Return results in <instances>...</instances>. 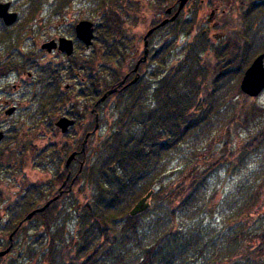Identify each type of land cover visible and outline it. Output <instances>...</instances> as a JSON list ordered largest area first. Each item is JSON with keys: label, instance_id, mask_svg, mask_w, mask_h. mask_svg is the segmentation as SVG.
<instances>
[{"label": "trees", "instance_id": "trees-1", "mask_svg": "<svg viewBox=\"0 0 264 264\" xmlns=\"http://www.w3.org/2000/svg\"><path fill=\"white\" fill-rule=\"evenodd\" d=\"M244 1L248 8L238 27L228 22L223 46L215 45L207 33L200 32L184 47L180 62L167 68L176 38L194 28L192 24L173 25L172 36L156 54V61L164 69L151 75L154 82L141 75L135 83L120 86L96 107L102 111L107 102L116 100L117 115L116 127L101 142L99 152H94L93 164H85L78 173V181H91V195L84 187L83 199L78 194L73 198L72 215L58 209V200L30 220H24L44 202L23 195L20 187L16 198L6 207L8 217L3 233L8 238H0V250L9 246V235L16 230L10 254L13 253L20 237L28 235L31 229L33 237L44 243L40 264H264V231H259L264 219H257L251 227L244 221L252 219V211L262 199L257 188L238 203L239 220L235 224L227 223L218 229L215 224L210 225L211 221L205 222L206 212H213L205 205L213 175L220 174L225 167L240 170L246 159L264 149L262 124L235 154L233 124L248 129L260 121L263 110L239 87H220L221 79L240 78L252 58L264 53V0ZM97 29L94 44L103 46L98 48V58L76 60V68L86 77V83L78 87L73 100L95 102L122 78L107 65L110 59H118L117 26L100 25ZM208 84H212L211 89ZM227 90L242 99H238L241 104L234 118L224 124L221 157L205 165L182 160L185 164L179 170L181 180L167 183L169 158L182 152L189 137L202 135V129L214 124L213 115L222 106L219 93ZM51 92L46 93L47 116L58 110L56 95L50 96ZM225 103L227 106V99ZM84 105L73 104V117L87 123L81 124L79 134L75 135L73 150L78 151L85 134L94 129L90 105ZM91 140L92 137L88 143ZM232 155L236 156L231 159ZM81 156L77 154L78 159ZM198 158L200 161L201 155ZM152 189L155 193L150 208L131 216L130 209ZM185 219L190 222L184 223ZM33 223L35 227H30ZM10 254L0 257V264H16Z\"/></svg>", "mask_w": 264, "mask_h": 264}, {"label": "flooded vegetation", "instance_id": "flooded-vegetation-1", "mask_svg": "<svg viewBox=\"0 0 264 264\" xmlns=\"http://www.w3.org/2000/svg\"><path fill=\"white\" fill-rule=\"evenodd\" d=\"M0 4L8 5V12L15 13L17 17L14 23L7 24L0 16V132H3L0 141V183H3L5 192H9L0 191L4 209L0 220L8 217L6 207L16 198L20 187L23 195L35 201L44 204L52 201V204L59 200L58 209L65 210L67 215L73 214L71 203L81 181L86 182V189L92 193L90 180H77L84 165L93 164L94 146L87 142L82 151V142L79 151L73 150L76 143L73 129L87 124L73 117V104L83 102L90 105L94 127L96 114L99 115L97 131L92 132V129L85 137L92 132L90 139L106 127L100 121L103 110L94 109L98 99L91 103L73 101V81L77 87L86 83V77L76 68L77 59L99 57L97 52L103 44H94L98 26H117L118 59H110L107 65L108 69L111 66L113 71L122 75L113 85L125 88L141 75L146 78L156 71H153L157 64V53H153L158 44L156 36L160 35V41H168L173 25L200 27L207 18L214 28L223 29L222 37H226L228 22H232L234 16L241 22L242 13L248 8L244 0H188L179 15L171 20L179 9L180 0H0ZM47 6L55 8L57 23L48 29L43 26L45 20L40 18L39 24L32 26ZM74 6H80L78 18L73 14ZM82 20L91 21L94 26L95 36L90 46L77 36L76 27ZM165 20L167 22L158 27ZM152 29L147 37L148 54L142 60L146 49L145 38ZM207 31L202 30L204 34ZM215 36L218 38V34ZM105 37L110 39L108 35ZM47 43L52 44L45 46ZM47 91H52L50 96L56 95L55 103H58L59 109L53 119L45 114ZM19 113L20 116H17ZM61 118L72 121L65 132L57 125ZM106 129L110 131L111 126ZM74 151L82 156L78 159L76 155L67 165ZM20 169L22 179L14 183L11 177ZM45 196L48 199L44 200ZM56 196L58 198L53 200Z\"/></svg>", "mask_w": 264, "mask_h": 264}, {"label": "rangeland", "instance_id": "rangeland-1", "mask_svg": "<svg viewBox=\"0 0 264 264\" xmlns=\"http://www.w3.org/2000/svg\"><path fill=\"white\" fill-rule=\"evenodd\" d=\"M54 7L47 6L44 11H41L37 19L34 20V23L32 26L39 24V19L42 18L45 22L43 23V26H46L48 29L50 27H53L57 22V17L54 15ZM82 9V8H81ZM80 6H74L73 14L78 18V16L81 13L79 12ZM236 11H234V14L236 15ZM208 14V13H207ZM235 18L231 23H233L236 27L240 25L239 18L237 16H234ZM196 22V21H195ZM200 22V21H199ZM143 31V27L141 28ZM203 29H207L208 35L210 38H212L215 42V45L223 46V42L225 41L227 37V31L228 28L226 27V37H222V33L224 32L223 29H220L219 27H213L211 24H209L207 18L206 22L200 26V27H194L193 31L188 34H182L178 38H176L175 42V49L170 51V55L167 59L166 67L171 68L172 66L178 64L180 61V58L183 56L184 47L193 40V37L195 34H198L202 32ZM216 34H218V38H216ZM155 39H157V48L154 49L153 53H157L158 50L162 48L163 43L166 41L163 39V41H160V35L156 36ZM168 42V41H166ZM166 55V53H164ZM167 56V55H166ZM255 58V57H254ZM252 58V60L254 59ZM252 62V61H251ZM250 62V64H251ZM249 64V65H250ZM248 65V66H249ZM153 71H161L162 65H160L158 62L153 67ZM245 72V71H244ZM243 74L241 77L236 80H230V77L224 78L220 80V87H239L240 89V82L243 77ZM150 80L154 82L153 78L148 75ZM147 76V77H148ZM214 75H212L213 77ZM107 78L108 80H111L110 72H107ZM211 89L212 84H208ZM222 89V88H221ZM78 90V87L75 85L73 81V95L76 94ZM241 90V89H240ZM227 99V106H226V99ZM75 99V97H74ZM147 101H149V97L146 98ZM238 99H242L241 96H237L233 92L222 91L219 93L218 101H220V112L215 113L213 115V122L214 124L209 126L208 128L202 129L203 133L202 135H198L197 137L191 136L189 137V140L187 143L184 144L182 147V152L180 154H177L176 156L173 155V157L169 158L168 163V171L166 172L165 176L167 183H176L179 182L182 178V174L179 172L180 168L183 167L182 163L187 162L198 165H205L207 164V161L215 162L219 157H221V149H222V139L223 138V132L224 124H227L229 121H231L236 113L238 112V108L240 107L241 102L238 101ZM256 105L262 108L263 115L259 119L260 121L254 125H251L248 129H244L240 127L237 124H233L232 128V140H233V147L235 148L236 153L238 154L239 148L248 140L250 137L255 134V132L258 130V126H261L264 124V91L256 98H253ZM73 101H81L82 98H78ZM84 101V100H83ZM89 103H91L89 101ZM83 107L85 105L82 103ZM116 100H110L106 103L104 106V109H102L101 117L103 119L102 122H104L103 126L107 128V126L112 125V128L110 131H108L106 128L100 131L97 135H94L92 137L91 143L94 146V152L99 149V145L101 142L105 139L104 136L106 134H111L112 129H115V123L114 119L117 115V108H116ZM226 106V107H225ZM59 109V108H58ZM57 113V112H56ZM54 113V114H56ZM20 116V113L17 115ZM55 115H51L49 118L53 119ZM75 131L74 135L79 134L80 128L73 129ZM2 148V147H1ZM207 151H209L207 153ZM201 155V160L199 161L198 156ZM236 155H232V157H235ZM183 160V161H182ZM182 161V162H181ZM13 178L12 181L16 183L17 179H22V176L20 174L15 173V176L11 177ZM91 182V181H90ZM87 187L85 181H81L78 184L77 187V194L79 195L80 199H83V195L85 194V190L82 193L81 190ZM257 188L260 195L261 200L259 201V206L252 211V219H245V224H249L251 227V224L255 221L258 222L257 219H264V149H262L259 153L254 154L250 156L246 161L243 163V166L240 170H237L236 172L232 170H228L226 167L221 169L220 174H215L210 179V188L208 193L206 194V208L209 210L213 209V212H206L205 214L206 221H211L210 225L215 224L216 227L222 228L227 223L235 224L238 218V203L241 202V199L243 197L248 196L250 191L252 189ZM0 191H3L4 193L8 194L9 192H5L3 189V183H0ZM88 193V189H86ZM0 195H2L0 193ZM4 212V209H2V201H0V213ZM248 220V222H246ZM5 221L6 219L0 220V238H8V235H5L3 233V227H5ZM184 223H189L190 221L185 219L182 220ZM35 223L31 224L30 227L34 226ZM248 225V227H249ZM75 228L74 222H73V229ZM259 231H264V225L259 229ZM258 231V232H259ZM231 232V231H230ZM34 231L31 229L28 230V235H22L18 241V246L15 248L13 253L10 254L9 257L16 259V264H40L39 259L42 254V250L44 247V243L42 240H40L38 237H33Z\"/></svg>", "mask_w": 264, "mask_h": 264}, {"label": "water", "instance_id": "water-1", "mask_svg": "<svg viewBox=\"0 0 264 264\" xmlns=\"http://www.w3.org/2000/svg\"><path fill=\"white\" fill-rule=\"evenodd\" d=\"M188 0H180V6L178 11L174 14V16L171 18V20H174L180 13V9H182ZM0 16L3 17L7 24H12L16 21L17 17L15 13H9L8 12V5H1L0 4ZM167 22V20L163 21L159 26L164 25ZM77 30V36L78 38L83 41L87 46H90L93 42V38L95 36L94 34V26L91 21L88 20H82L77 24L76 27ZM153 29L150 30L145 38V54L142 58V60L146 59L148 54V40L147 37L152 33ZM70 43V42H69ZM52 43H47L45 46H50ZM74 51V47H73ZM123 82V81H122ZM117 87L109 89L107 92L104 93V95L98 100L97 104L100 102L106 100L111 94L117 91ZM240 89L241 91L250 97H258L263 91H264V53L259 54L252 63L248 66V68L245 70L243 77L240 82ZM12 110V109H11ZM11 111H8L10 113ZM98 119V115H97ZM73 120V124H74ZM72 123V121L68 120L67 118H61L57 121V125L62 127V130L65 132L69 125ZM98 128V121L96 128ZM3 138V132H0V141ZM88 137H86L84 141V145L87 141ZM76 156V153L74 152L70 158L67 161V165L71 162L72 159H74ZM154 193V190H150L142 199H140L130 210L131 216H136L141 214L142 212L146 211L150 207V199ZM58 196H56L53 200H56ZM52 201H48L44 206L41 208H38L36 210L31 211L24 220L31 219L36 212H42L44 211ZM23 223V221L19 224V226ZM17 227V229L19 228ZM16 232L13 231V233L10 235L11 244L4 250L0 251V257H4L7 255L13 246V235Z\"/></svg>", "mask_w": 264, "mask_h": 264}]
</instances>
